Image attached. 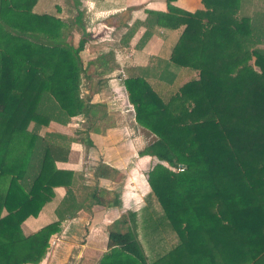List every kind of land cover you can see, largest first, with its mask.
Segmentation results:
<instances>
[{
	"label": "trees",
	"instance_id": "obj_1",
	"mask_svg": "<svg viewBox=\"0 0 264 264\" xmlns=\"http://www.w3.org/2000/svg\"><path fill=\"white\" fill-rule=\"evenodd\" d=\"M165 1V13L147 12L145 27L181 29L167 61L196 79L167 97L141 75L122 80L133 121L150 136L137 155L156 162L144 172L140 208L107 227L97 264H264V0L255 17L242 13L244 0H200L193 13ZM35 2L0 0V264H38L63 219L82 206H119L117 192L98 186L76 202L73 172L55 166L67 161L69 140L38 134L85 116L77 82L88 35L80 27L73 47L66 24L31 13ZM159 76L172 85L167 66ZM116 174L94 169L101 179ZM57 187L65 191L57 220L24 236L21 223ZM138 215L150 261L136 238Z\"/></svg>",
	"mask_w": 264,
	"mask_h": 264
},
{
	"label": "crops",
	"instance_id": "obj_2",
	"mask_svg": "<svg viewBox=\"0 0 264 264\" xmlns=\"http://www.w3.org/2000/svg\"><path fill=\"white\" fill-rule=\"evenodd\" d=\"M245 3H253V5H256V3H261V1L244 0L242 5ZM170 5L173 8L188 13H193L202 9L200 0H172ZM147 12L165 13L166 1L36 0L35 4L31 8L32 14L51 16L61 20L63 23L72 18V21L70 24H68V26H72L73 24V28L75 30L73 33L74 36H80V27L83 28L84 32L89 34L92 38V35L103 32V30H106L109 34L118 36V39L116 42H114L115 44H111L109 49L110 52L107 53L108 55L111 54L112 57L107 59V54H104V57H101L102 59L100 58L102 60L101 63L103 66H100L95 62V56H87V54L84 52L85 48H83V50L79 53V59L81 63L87 61L88 65L93 64V62L98 65L95 69L96 74L94 76H103L104 74H106V76L114 75L117 76L116 78H118L120 82H122V80L129 76V74L141 75L156 92L159 90L155 89L153 84L162 83V86L159 85V89L165 91L168 90L166 88L169 87L163 80L160 79L159 76L164 66H167L169 70L174 73L172 85L176 81V76L181 75V73L192 76L190 79H196L194 71L188 69L173 70L167 61L169 49L176 41L181 29H168L158 25H154L153 27L147 29L144 24V21L147 17ZM255 14L256 12H253L249 16L255 17ZM76 17L80 19V25H77V27L74 24ZM87 20L88 23H91V21L95 22L93 25L88 24L87 26ZM83 23H85L86 26H83ZM98 26H100V28H97ZM146 31H148L150 35L144 41V44L139 46L138 42L143 33ZM129 34L130 36H128ZM74 36L73 39H75ZM76 39V43L72 45L73 47L77 46L79 37ZM91 48L92 51H94L93 47ZM127 51L130 52L127 53ZM111 52H115V56ZM160 67L161 70H158ZM119 72L124 74V78L121 79L118 74ZM158 93L160 94V92ZM72 129L73 128H70L68 124L65 126L54 122H49L46 127L39 129L38 134L40 136H53L63 140L65 138L68 141V139H72V137H74ZM109 134H111V132H109ZM89 141L91 143V147L89 149L93 150V153H97L98 156L103 155L104 157V154H101L106 153V148L103 149V145H109L107 144L108 140L105 138V136L103 137L101 134L89 133ZM78 146L80 145L76 144L74 140V142L70 145L67 161L65 163L55 164L57 169L71 170L73 172V179L74 175L80 170L79 165L74 163L76 152H78L77 150L80 148ZM80 161H82V159H80ZM98 163L99 161L97 162L96 166ZM106 166L110 167L108 164ZM91 175H94V170L92 171ZM73 179L72 183H74ZM102 182H109V180L96 177V182L94 183L95 185L93 187L98 186L99 188L117 192L119 194V206L104 208L101 206L92 205L89 208L87 207L88 209L85 206H82V208L76 211L75 217L73 216L70 219H63L59 225V232L49 238L48 248L46 250L45 256L38 264H66L68 261H73L74 264H97L101 256L107 252V227L118 220L123 212H126L130 209L136 210V208H125V201L123 196L120 195L121 192L119 190L116 191L111 188H105L106 186H99V183ZM71 190L76 202H79L81 196L87 191L80 192V189L74 191L73 187H71ZM53 191L54 198L52 201L45 204L36 217H29L21 223L20 229L24 236H29L35 233L41 227L57 220L55 211L65 196V191L61 187L54 188ZM2 214H4V212H2L1 215ZM100 216L105 218L103 225L100 223V218H98ZM96 217L99 220V224H101L99 226H103L105 230V238L102 241V245L97 244L92 240L93 236H95L93 229H98L95 223L97 222ZM82 222L87 224V226L85 225L87 228L82 226Z\"/></svg>",
	"mask_w": 264,
	"mask_h": 264
},
{
	"label": "rangeland",
	"instance_id": "obj_3",
	"mask_svg": "<svg viewBox=\"0 0 264 264\" xmlns=\"http://www.w3.org/2000/svg\"><path fill=\"white\" fill-rule=\"evenodd\" d=\"M261 8L262 3H256V5H253V3H245L242 5V13L251 15L253 12L260 11ZM71 21L72 18L68 19L64 24L68 26ZM94 22L95 21H91V23H88L87 20V26L88 24L93 25ZM83 26H86V24L83 23ZM97 28H100V26ZM74 31L73 24L72 26L69 25L66 33V42L70 45L76 43V38H80V36L73 35ZM87 35L86 39L88 40L84 45V52L87 56H95V62L98 65L103 66L101 59L104 57V54L110 52V46L111 44H115L114 42H116L118 36L109 34L106 30H103V32L96 35H92L93 38L89 34ZM73 36L75 39H73ZM91 47H93L94 51H92ZM128 52L130 51H127V53ZM111 53L113 55L115 54V52ZM110 57H112V55L107 54L106 58L109 59ZM95 62L88 65V62L84 61L81 63L78 73L77 95L78 98L86 104L88 112L86 110L85 116L78 115L72 118L68 123V126L73 128L72 131L74 134L72 139H68L69 148L74 140L76 144L80 145L78 146L80 148L77 150L78 152H76V157L74 158V163L79 165L80 170L77 173L75 172L76 174L74 175V183H72V187L74 191L80 189V192L93 188L95 185L94 183L96 182V176L91 174L99 161L98 164H108L117 172L112 180L99 183V186L102 185L106 186L105 188H111L116 191L119 190L121 192L120 195L124 198L125 208L134 207L139 209L142 205L143 195L148 190L144 181V172L156 161L147 157L138 156L137 153L149 143L150 136L134 123L131 107L127 104L123 93L122 82H120L119 79L116 78L117 76L114 75L106 76V74H104L103 76H94L96 74L95 69L98 66ZM158 70H161V67ZM118 74L121 79L124 78L122 72H119ZM176 77L174 84L167 87L166 89L168 90L166 91L159 89V85L162 83L153 84V86L155 89L159 90L158 92H160L161 96L167 97L170 92L174 91L175 88L185 83L192 76L181 73V75ZM109 132H111V134H109ZM89 133L101 134L108 140L107 144L109 145H103V149L106 148V153H101L104 154V157L103 155L98 156L97 153L95 154L93 153V150L89 149L91 147L87 144ZM80 159H82V161H80ZM75 216L76 215H74V217ZM137 217L136 238L138 239L144 254L147 256V259L150 261L153 256L149 250L139 215ZM98 218H100V223L103 225L105 218H102V216ZM98 218L96 217L97 222H95L98 229H93L95 236H93L92 240L93 242L102 245V241L105 238V230L103 226H99L101 224H99ZM85 225L87 226L86 223L82 222V226L85 227Z\"/></svg>",
	"mask_w": 264,
	"mask_h": 264
},
{
	"label": "water",
	"instance_id": "obj_4",
	"mask_svg": "<svg viewBox=\"0 0 264 264\" xmlns=\"http://www.w3.org/2000/svg\"><path fill=\"white\" fill-rule=\"evenodd\" d=\"M66 264H74L73 261H68Z\"/></svg>",
	"mask_w": 264,
	"mask_h": 264
},
{
	"label": "built area",
	"instance_id": "obj_5",
	"mask_svg": "<svg viewBox=\"0 0 264 264\" xmlns=\"http://www.w3.org/2000/svg\"><path fill=\"white\" fill-rule=\"evenodd\" d=\"M177 171H178V172H181V171H182V168H178Z\"/></svg>",
	"mask_w": 264,
	"mask_h": 264
}]
</instances>
